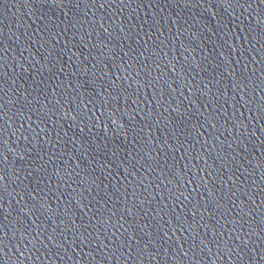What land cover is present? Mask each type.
<instances>
[{
  "label": "water",
  "instance_id": "95a60500",
  "mask_svg": "<svg viewBox=\"0 0 264 264\" xmlns=\"http://www.w3.org/2000/svg\"><path fill=\"white\" fill-rule=\"evenodd\" d=\"M0 264H264V0H0Z\"/></svg>",
  "mask_w": 264,
  "mask_h": 264
}]
</instances>
